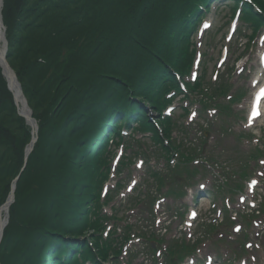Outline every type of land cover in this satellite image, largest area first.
Wrapping results in <instances>:
<instances>
[{"label": "trees", "instance_id": "trees-1", "mask_svg": "<svg viewBox=\"0 0 264 264\" xmlns=\"http://www.w3.org/2000/svg\"><path fill=\"white\" fill-rule=\"evenodd\" d=\"M133 1H5L8 58L39 121V139L11 208V219L24 220L12 221L8 230H16L21 240L13 250L1 247V264H52L51 241L68 232L65 223L79 217L72 210L78 206L80 188L71 180V174L73 180L76 173L81 178L77 125L86 117L96 119L109 99L124 95L125 80L114 68L128 58L127 47L140 42L128 24ZM169 1L137 0L133 18L148 32L139 47L155 42L163 54L162 49L168 50L163 43L173 44L168 23L178 19L174 20L177 12L170 11ZM5 117L13 118L17 131L6 125ZM28 140V129L16 117L0 75V204L8 191L5 182L17 174Z\"/></svg>", "mask_w": 264, "mask_h": 264}, {"label": "snow or ice", "instance_id": "snow-or-ice-1", "mask_svg": "<svg viewBox=\"0 0 264 264\" xmlns=\"http://www.w3.org/2000/svg\"><path fill=\"white\" fill-rule=\"evenodd\" d=\"M205 27H207V25H205ZM261 94H264V89H261ZM259 114V113H257ZM196 116V113H193L192 114V117L194 118ZM262 163H264V161H262ZM139 166V165H138ZM193 215V218L195 217V213L192 214ZM236 231H240L239 227L236 228ZM252 245H248V247H251ZM209 264H211V261H209Z\"/></svg>", "mask_w": 264, "mask_h": 264}, {"label": "rangeland", "instance_id": "rangeland-1", "mask_svg": "<svg viewBox=\"0 0 264 264\" xmlns=\"http://www.w3.org/2000/svg\"><path fill=\"white\" fill-rule=\"evenodd\" d=\"M244 103H246V101H244ZM206 208H207V205H206Z\"/></svg>", "mask_w": 264, "mask_h": 264}]
</instances>
